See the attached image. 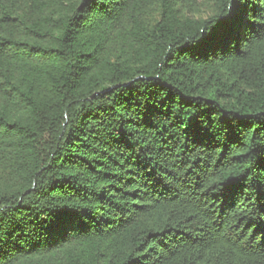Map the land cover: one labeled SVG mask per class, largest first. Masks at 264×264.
I'll return each instance as SVG.
<instances>
[{
	"label": "trees",
	"instance_id": "16d2710c",
	"mask_svg": "<svg viewBox=\"0 0 264 264\" xmlns=\"http://www.w3.org/2000/svg\"><path fill=\"white\" fill-rule=\"evenodd\" d=\"M0 264H264V0H0Z\"/></svg>",
	"mask_w": 264,
	"mask_h": 264
}]
</instances>
